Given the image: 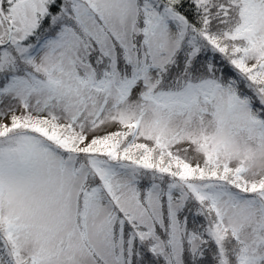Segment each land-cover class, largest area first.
Returning a JSON list of instances; mask_svg holds the SVG:
<instances>
[{
	"label": "snow or ice",
	"instance_id": "6c2138e0",
	"mask_svg": "<svg viewBox=\"0 0 264 264\" xmlns=\"http://www.w3.org/2000/svg\"><path fill=\"white\" fill-rule=\"evenodd\" d=\"M0 264H264V0H0Z\"/></svg>",
	"mask_w": 264,
	"mask_h": 264
}]
</instances>
